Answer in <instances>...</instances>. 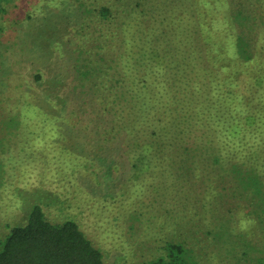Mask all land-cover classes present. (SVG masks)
Instances as JSON below:
<instances>
[{
    "label": "rangeland",
    "instance_id": "obj_1",
    "mask_svg": "<svg viewBox=\"0 0 264 264\" xmlns=\"http://www.w3.org/2000/svg\"><path fill=\"white\" fill-rule=\"evenodd\" d=\"M106 1L0 0V69L9 77L0 81V105L21 119L19 127L0 134V242L39 204L51 222L74 220L101 250L104 264H147L164 254L168 242L179 241L195 264H264V206L255 208L249 193L222 184L215 199L204 172L162 176L151 167L132 176L125 155L107 154L120 142L115 123L95 105L93 91L72 84L75 56H60L68 41L75 50L76 31L83 34V52L90 27L99 25L97 35L120 34L121 28H107L86 12ZM141 5L131 13L141 29L180 34L186 45L195 36L201 45L200 31L209 27L216 47L234 42L227 33L228 1ZM119 8L121 17L125 6ZM225 50L237 59L233 48ZM58 65L64 73L54 78ZM244 85L239 95L249 93Z\"/></svg>",
    "mask_w": 264,
    "mask_h": 264
},
{
    "label": "trees",
    "instance_id": "obj_2",
    "mask_svg": "<svg viewBox=\"0 0 264 264\" xmlns=\"http://www.w3.org/2000/svg\"><path fill=\"white\" fill-rule=\"evenodd\" d=\"M227 1L232 28L227 33L234 40L229 44L216 47L209 27L200 31L201 45L195 36L186 45L180 34L141 29L131 13L145 0H107L86 12L107 28H121L120 34L97 35L99 25L90 27L89 48L83 52L78 51L83 34L79 38L76 31L75 50L67 48L68 41L60 56L69 61L75 56L72 84L93 91L95 105L110 113L120 142L107 154L125 155L132 176L151 167L162 176L204 172L208 192L222 184L238 188L259 208L264 206V0ZM121 5L125 13L120 17ZM4 54L0 49V59ZM60 66L54 78L64 73ZM4 77L7 71L0 69V81ZM34 78L42 80L40 73ZM244 84L250 91L239 95ZM20 125L19 113L0 105V134ZM212 195L221 197L218 191ZM188 251L181 241L168 242L164 254L147 264H195ZM0 264H104V256L74 220L51 222L34 204L26 222L0 242Z\"/></svg>",
    "mask_w": 264,
    "mask_h": 264
}]
</instances>
